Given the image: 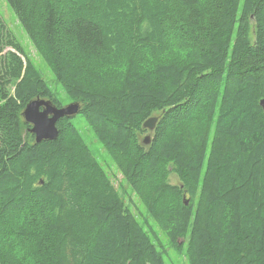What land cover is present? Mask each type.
<instances>
[{
  "label": "trees",
  "instance_id": "16d2710c",
  "mask_svg": "<svg viewBox=\"0 0 264 264\" xmlns=\"http://www.w3.org/2000/svg\"><path fill=\"white\" fill-rule=\"evenodd\" d=\"M5 1L155 225L71 119L35 142L61 105L0 16V264H264V0Z\"/></svg>",
  "mask_w": 264,
  "mask_h": 264
},
{
  "label": "rangeland",
  "instance_id": "374dc122",
  "mask_svg": "<svg viewBox=\"0 0 264 264\" xmlns=\"http://www.w3.org/2000/svg\"><path fill=\"white\" fill-rule=\"evenodd\" d=\"M0 16L4 20L6 26L11 30L15 35L16 39L24 48V51L28 54L30 59L34 62L37 70L50 87L54 98L60 103V105L65 106L73 102V100L65 93L61 85L56 81L55 77L51 73L49 67L42 60V58L35 51L32 42L30 41L28 35L23 30L21 24L18 22L14 12L6 3L5 0H0ZM71 121L77 126L81 131L83 138L87 145L91 148L96 159L101 163L102 168H106L108 176L112 179L115 187L117 188L121 199L125 204L129 205L130 210L135 215V218L140 223L144 222V219L148 222L154 224L152 219L147 215L143 205L139 201L138 197L132 192L131 188L122 178L120 172L117 171L116 167L112 165L109 155L102 148L101 144L95 139L93 133L83 121V118L80 116V113L76 114L71 118ZM146 131L141 134L140 137L144 138L145 135L152 136V131ZM147 145V144H145ZM171 183H176V178L171 176ZM155 225V224H154ZM146 228V227H144ZM159 240L161 245L166 251L164 253V261L167 264H188L185 256V247L180 250L184 252L182 255L180 252H177V249L172 247L165 236L158 232ZM151 235V234H150ZM182 244V243H181Z\"/></svg>",
  "mask_w": 264,
  "mask_h": 264
},
{
  "label": "water",
  "instance_id": "95a60500",
  "mask_svg": "<svg viewBox=\"0 0 264 264\" xmlns=\"http://www.w3.org/2000/svg\"><path fill=\"white\" fill-rule=\"evenodd\" d=\"M260 103L264 108V100H261ZM80 107L78 102L57 106L51 99H44L38 96L27 102L21 116L26 123L30 124L28 131L34 135L35 142L40 143L43 140L56 139L58 136L57 122L64 117L72 118L79 113ZM157 121L158 116H151L143 122V128L153 131ZM150 139V135H145L143 144H148ZM183 201H185V204L188 203L185 195L183 196Z\"/></svg>",
  "mask_w": 264,
  "mask_h": 264
}]
</instances>
